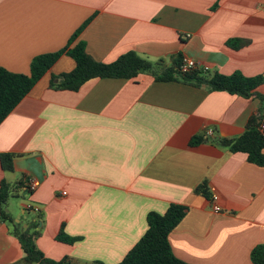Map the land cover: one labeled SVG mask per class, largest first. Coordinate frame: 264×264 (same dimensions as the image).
<instances>
[{"label": "crops", "instance_id": "0c3cea01", "mask_svg": "<svg viewBox=\"0 0 264 264\" xmlns=\"http://www.w3.org/2000/svg\"><path fill=\"white\" fill-rule=\"evenodd\" d=\"M79 29L70 47L83 42L98 61L134 51L169 65L180 53L211 75L264 73V0H0V66L29 74L35 56L64 49ZM75 67L63 54L0 124V154L13 155L12 170L0 160V183L39 182L15 192L7 210L23 228L39 222L44 255L117 264L146 232L149 212L179 203L188 210L169 234L179 259L254 264L251 251L264 244V166L212 138L241 136L260 100L148 73L51 87ZM209 129L211 140L190 144ZM203 181L210 197L195 191ZM62 227L78 240H58ZM14 230L0 216V264L24 257Z\"/></svg>", "mask_w": 264, "mask_h": 264}, {"label": "trees", "instance_id": "16d2710c", "mask_svg": "<svg viewBox=\"0 0 264 264\" xmlns=\"http://www.w3.org/2000/svg\"><path fill=\"white\" fill-rule=\"evenodd\" d=\"M81 29L71 38V42L64 49L35 56L30 63V73H15L0 66V124L11 111L33 89L38 81L51 69L54 63L63 55L68 54L74 58L76 67L70 72L54 76L51 87L56 89L78 90L85 82L93 78L124 77L136 78L140 74L148 73L155 80H176L198 87H206L210 91H227L245 98L256 97L260 105L256 114H253L247 123L244 133L236 138H212L221 146L230 148L234 152L247 153L249 161L264 166V135L260 131L264 121V94L258 88L264 84V73L252 77L241 73L223 75L219 73L205 74L200 69L189 72L180 70L182 54L173 57L171 64L164 60L153 63L128 51L112 62H103L94 59L86 50L83 42L70 47ZM211 140L205 135H195L191 145H198ZM1 165L5 170L13 169V155L0 154ZM28 177L14 183L3 180L0 183V216L14 225L21 246L24 251L23 259L18 264H76L68 256L61 260L47 258L37 245L41 236L38 221H32L28 227L23 228L16 223L7 210L9 199L22 187H27ZM206 197H210L206 181L195 189ZM188 207L179 203H171L164 213L149 212L147 216L148 228L136 244L124 255L117 264H191L179 259L173 252L169 234L183 219ZM41 215L39 214V217ZM57 239L74 243L77 237H70L60 230ZM251 260L254 264H264V244L256 245L251 251ZM97 264H104L98 262Z\"/></svg>", "mask_w": 264, "mask_h": 264}, {"label": "built area", "instance_id": "2783aa9c", "mask_svg": "<svg viewBox=\"0 0 264 264\" xmlns=\"http://www.w3.org/2000/svg\"><path fill=\"white\" fill-rule=\"evenodd\" d=\"M193 69H200V70H202L203 73L209 74V67L202 66L201 62L195 60L194 58H192V57H190L188 55H183L182 59H181V62H180V70L183 71V72H189V71H191ZM260 131L264 135V121L261 123ZM205 135L207 137H212L213 136V131L211 129H209V130H207ZM38 184H39V182L35 178H28L27 189L29 191H35L37 186H38ZM63 193H65V192H63ZM217 200H218L217 196H214L212 198L213 209L215 211H221L220 206L217 204Z\"/></svg>", "mask_w": 264, "mask_h": 264}, {"label": "rangeland", "instance_id": "374dc122", "mask_svg": "<svg viewBox=\"0 0 264 264\" xmlns=\"http://www.w3.org/2000/svg\"><path fill=\"white\" fill-rule=\"evenodd\" d=\"M15 199H16V198H12V197H11V199H10V203H12L13 201H15ZM8 210H9V208H8Z\"/></svg>", "mask_w": 264, "mask_h": 264}]
</instances>
